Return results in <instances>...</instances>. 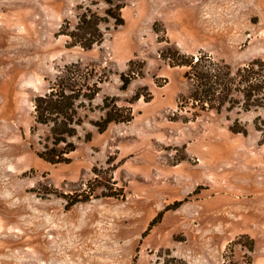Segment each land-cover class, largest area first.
Returning a JSON list of instances; mask_svg holds the SVG:
<instances>
[{"label":"rangeland","instance_id":"rangeland-1","mask_svg":"<svg viewBox=\"0 0 264 264\" xmlns=\"http://www.w3.org/2000/svg\"><path fill=\"white\" fill-rule=\"evenodd\" d=\"M124 4L85 50L61 31L104 0H0V264H264V111L200 109L167 59L264 60V0ZM66 74L96 96L55 164L34 100Z\"/></svg>","mask_w":264,"mask_h":264},{"label":"trees","instance_id":"trees-1","mask_svg":"<svg viewBox=\"0 0 264 264\" xmlns=\"http://www.w3.org/2000/svg\"><path fill=\"white\" fill-rule=\"evenodd\" d=\"M109 8L106 16L102 17L87 8L80 17L78 24L68 30L62 29L63 35L70 38L73 46L90 50L104 41L105 33L101 27L103 22L114 19L117 25L124 22L121 11L125 7L124 0H104ZM167 59L176 66L187 67L185 77L190 81L192 90L189 99L198 103L202 110H213L221 113L224 110L232 112L239 109L245 112L253 110L264 111V60L255 59L243 66L234 68L230 64L207 56L189 57L180 52L169 51ZM79 68V65L75 66ZM72 68H67L69 74ZM68 74L59 78L56 86L50 91L36 97L34 111L36 122L47 125L51 130V147L39 155L51 163H63L69 160L66 156L75 150L72 138L77 134V128L83 122L78 103L81 97L92 101L96 94L78 93ZM129 81H124L127 86ZM125 88V87H124ZM104 119L97 124L103 132L109 124L129 122L132 120L131 107H111L105 101ZM262 130L259 124H256ZM231 129L234 132L247 133L237 124ZM63 146V147H61Z\"/></svg>","mask_w":264,"mask_h":264}]
</instances>
